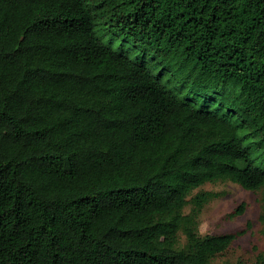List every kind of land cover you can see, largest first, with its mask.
<instances>
[{
  "label": "trees",
  "instance_id": "trees-1",
  "mask_svg": "<svg viewBox=\"0 0 264 264\" xmlns=\"http://www.w3.org/2000/svg\"><path fill=\"white\" fill-rule=\"evenodd\" d=\"M217 180L264 187V0H0V264H249Z\"/></svg>",
  "mask_w": 264,
  "mask_h": 264
},
{
  "label": "rangeland",
  "instance_id": "rangeland-1",
  "mask_svg": "<svg viewBox=\"0 0 264 264\" xmlns=\"http://www.w3.org/2000/svg\"><path fill=\"white\" fill-rule=\"evenodd\" d=\"M212 193L199 215L198 232L205 234L235 233L229 247L215 261L238 259L256 264L264 256V187L252 190L232 180L209 181L194 190ZM244 205L241 213H235ZM188 205L185 211H189Z\"/></svg>",
  "mask_w": 264,
  "mask_h": 264
}]
</instances>
